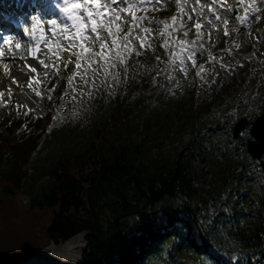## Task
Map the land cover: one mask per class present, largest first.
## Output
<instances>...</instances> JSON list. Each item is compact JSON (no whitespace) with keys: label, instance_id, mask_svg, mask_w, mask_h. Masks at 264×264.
Wrapping results in <instances>:
<instances>
[{"label":"trees","instance_id":"obj_1","mask_svg":"<svg viewBox=\"0 0 264 264\" xmlns=\"http://www.w3.org/2000/svg\"><path fill=\"white\" fill-rule=\"evenodd\" d=\"M146 82L133 81L131 104L118 99L86 134L48 133L51 113L1 116L0 264L85 231L76 264H264V181L254 185L247 160L202 123L215 100L160 102ZM24 122L38 131L17 132Z\"/></svg>","mask_w":264,"mask_h":264},{"label":"rangeland","instance_id":"obj_2","mask_svg":"<svg viewBox=\"0 0 264 264\" xmlns=\"http://www.w3.org/2000/svg\"><path fill=\"white\" fill-rule=\"evenodd\" d=\"M37 1L36 7L42 3L48 7L58 0ZM60 1L67 8L56 14V23L52 26L60 30L56 43L61 48L54 61L46 58L51 71L48 74L41 71L38 78L26 75L20 81L21 87L30 81L36 85L34 92L27 95L28 99L17 92L0 98V118L4 113L13 118L26 115L31 119L51 113L53 124L47 127L48 133L62 126H71L86 134L95 118L101 112L111 111L118 99L123 98L131 104L135 95L130 86L133 81L140 85L147 81V92L158 93L160 100L157 101L160 102L186 93L193 94L194 105L215 100L202 123L211 128L222 143L229 144L237 157L247 160L250 172L255 175L251 178L254 185L264 181V172L257 160L246 152L248 128L238 139H233L226 130L240 116L253 114L256 117L264 110L263 3L253 8L255 0H246L237 6L236 0H229L218 16L207 19L214 5L203 0L199 3L186 0L185 5L179 0H154L153 3L149 2L152 0H133L128 6L119 4V12L109 0ZM141 2L143 6L138 4ZM77 4L80 7H74ZM94 5L97 7L93 9ZM161 6L169 8L172 13L168 17L161 16ZM235 6L241 9L237 16L232 13ZM84 7L87 13H84ZM89 13L95 15V24L78 20V16L87 18ZM250 13H255L251 16L250 30L239 31L241 23L238 19ZM140 14L147 16L141 19ZM199 22L205 23V27L199 28ZM93 27L96 31L92 30ZM133 27L137 32L131 34ZM79 29L86 31L80 33ZM223 29L228 31L227 36L221 34ZM9 35L0 45V51L5 46L20 45L17 33ZM127 35L131 38L128 39ZM217 40L223 46L215 53ZM139 55L145 58L139 60ZM18 56L20 54L13 60L16 61ZM199 58H203L206 64H199ZM68 63L73 66L72 74L60 77L62 64ZM19 65L16 64V68ZM55 77H58L57 84L65 88L58 101L57 90L49 84ZM227 82L234 83L229 92L222 90ZM218 125L225 129L217 128ZM23 130L38 131L26 122L17 132Z\"/></svg>","mask_w":264,"mask_h":264},{"label":"bare ground","instance_id":"obj_3","mask_svg":"<svg viewBox=\"0 0 264 264\" xmlns=\"http://www.w3.org/2000/svg\"><path fill=\"white\" fill-rule=\"evenodd\" d=\"M24 1L31 6L29 7V9L26 8L27 11H24L23 9V12L20 13L21 17L27 20V22L31 26L40 27L41 34H46V36L50 40L53 39L55 43H52V41H50L49 45L45 46L43 55L39 56L37 60H30L26 57L25 51L22 48V44H20L19 46H5L4 48H2V50L0 51V76H3V78L0 79V98L5 97V95H7L8 93L12 96L17 92L28 99L27 95L34 92L33 89L36 87V85L34 82L30 81L27 86L21 87L20 81L23 80L26 75H32L34 78H38L41 71H43V73L45 74H48L51 71L52 67L46 61V58L48 57L51 61H54L57 58L61 48V46L57 45L56 43V40L60 37V30L56 27L53 28L52 26L54 25V23L52 22L55 21L56 14L64 10V2L58 0L54 4H52V6H41L39 10L34 11V8L36 7L38 1ZM245 1L246 0H243V2ZM188 2L193 3L194 1L190 0ZM195 2L199 3L200 1L196 0ZM114 4H118V1L114 2ZM257 4L258 3L254 1L252 5L256 6ZM96 7V5L92 6L93 9ZM10 10L11 9L9 7H3L0 5V18H2L5 13L10 12ZM84 10V13H87L86 7H84ZM220 10H222V7L217 8V6H215L213 9H210L209 16L217 15L218 11ZM226 10L229 11V9ZM240 10L238 9V11ZM254 14L255 13H252V15ZM252 15L250 13L248 16ZM78 17L79 21L89 22L90 25L91 23L96 21L95 15H89L87 18H84V15L83 17ZM44 18H48L47 21H44ZM84 31L86 30H80V33H84ZM136 32L137 29H135L134 27L131 28V34ZM12 33L16 34L17 32L14 30ZM63 36H61V38ZM130 38L131 36H128V39ZM17 54H20V56H18L17 60L15 61L13 59ZM18 63L20 64L18 66L19 70L18 67L16 68V64ZM28 101L31 102V100ZM1 102H4V100H2ZM84 239V234H77L64 242L58 244L51 243L36 255L18 264H76L81 256V246L84 244Z\"/></svg>","mask_w":264,"mask_h":264},{"label":"water","instance_id":"obj_4","mask_svg":"<svg viewBox=\"0 0 264 264\" xmlns=\"http://www.w3.org/2000/svg\"><path fill=\"white\" fill-rule=\"evenodd\" d=\"M247 126L249 127L250 137L246 142V151L253 159L259 160L258 164L264 170V111L253 120H250L245 116L240 117L234 123L232 128L233 138H238L241 131H243ZM85 233L86 231L79 234ZM85 242L86 240L84 239V244ZM258 252L264 254V246L260 247Z\"/></svg>","mask_w":264,"mask_h":264},{"label":"snow or ice","instance_id":"obj_5","mask_svg":"<svg viewBox=\"0 0 264 264\" xmlns=\"http://www.w3.org/2000/svg\"><path fill=\"white\" fill-rule=\"evenodd\" d=\"M66 2H67V0H66ZM74 7H80V5H74ZM89 15H91V13H89ZM52 23H56L55 21H53ZM94 24H95V22H93ZM93 31H96V28L95 27H93V29H92Z\"/></svg>","mask_w":264,"mask_h":264}]
</instances>
